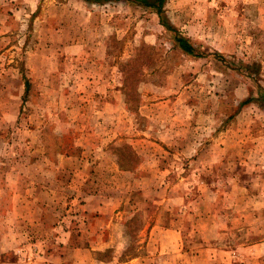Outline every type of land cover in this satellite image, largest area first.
<instances>
[{"label": "rangeland", "instance_id": "rangeland-1", "mask_svg": "<svg viewBox=\"0 0 264 264\" xmlns=\"http://www.w3.org/2000/svg\"><path fill=\"white\" fill-rule=\"evenodd\" d=\"M0 264H264V0H0Z\"/></svg>", "mask_w": 264, "mask_h": 264}, {"label": "trees", "instance_id": "trees-1", "mask_svg": "<svg viewBox=\"0 0 264 264\" xmlns=\"http://www.w3.org/2000/svg\"><path fill=\"white\" fill-rule=\"evenodd\" d=\"M85 1H92V2L99 3V2H104L108 0H85ZM109 1H120V0H109ZM122 1H128L130 3L155 8L157 12L159 13L165 0H122ZM162 25L166 27L167 30L174 32V35H172V39L174 40V42L176 43V46L179 49H181L183 52L187 54L197 55L195 47L188 40V38H186L185 36L181 34H176L174 27H172L169 23L163 22ZM26 87H27V83H26Z\"/></svg>", "mask_w": 264, "mask_h": 264}]
</instances>
